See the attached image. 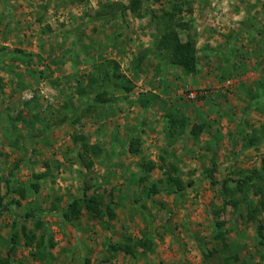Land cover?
Masks as SVG:
<instances>
[{
  "label": "rangeland",
  "instance_id": "rangeland-1",
  "mask_svg": "<svg viewBox=\"0 0 264 264\" xmlns=\"http://www.w3.org/2000/svg\"><path fill=\"white\" fill-rule=\"evenodd\" d=\"M119 1L130 0H0V198L20 201L0 208V257L11 251L13 264H218L225 257L264 264L256 232L264 211L252 220L244 203L225 204L221 185L254 169L264 182V0L143 1L142 13L183 6L198 49L194 75L152 53L151 15L118 6L116 15L100 14ZM108 59L134 88L89 109L79 90ZM168 110L187 118L171 146ZM195 123L206 126L198 138ZM76 134L104 150L91 170L80 163ZM135 138L139 154L129 151ZM174 161L185 183H195L176 193L161 181ZM148 162L156 164L151 171ZM46 168L49 176L33 191L30 183ZM8 184H26L27 198L9 193ZM84 193L98 196L100 209L65 220L62 211ZM248 198L255 206L261 197L251 190ZM23 226L45 235L47 247L27 245ZM15 230L21 239L13 244ZM145 236L152 248L138 244Z\"/></svg>",
  "mask_w": 264,
  "mask_h": 264
},
{
  "label": "trees",
  "instance_id": "trees-1",
  "mask_svg": "<svg viewBox=\"0 0 264 264\" xmlns=\"http://www.w3.org/2000/svg\"><path fill=\"white\" fill-rule=\"evenodd\" d=\"M82 2L84 0H75ZM144 0H130L127 4L124 2H112L106 5V9L100 11L101 15L106 13H111L116 15L117 6L118 11L125 13L130 11L132 13L140 15V17L151 15L152 24L155 25L156 31L154 34L152 53L154 55L163 58L168 56V62L171 65L178 66L181 68L182 72L185 75H194L198 70V49L196 47V38L192 35L189 30L192 28V23L189 21H184L182 14L184 13V8L182 5L174 3L170 5L169 8H162L160 12H154L151 8L147 9V12L142 13V3ZM264 9V3L262 4ZM189 11L192 12L190 8ZM186 33V38L182 37V33ZM146 54H141L139 57L138 66L144 62ZM103 64L97 67V73L92 74L90 82L79 90L83 96L86 97V100L89 98V109L94 107L97 104H103L113 101V96L111 94L114 91L121 90L123 92H129L134 88L133 82L128 79L124 74L120 72V65L116 59H108ZM264 89V88H263ZM149 98H141L140 102L142 106H149ZM167 118V143L169 146L174 144L179 136L183 135L184 127L187 124L186 116L177 113L173 110L166 111ZM206 126L204 123H195L191 127V135L195 138H198L202 132L205 130ZM73 141L75 143H80L81 150L79 151L78 157L80 163L87 170H91L94 167V160L97 157H100L103 154V148L98 143L89 142L88 138L83 134H76L73 136ZM141 147V141L138 138L132 139L129 142V151L132 154H139ZM48 166V164L46 165ZM148 171L153 170L156 167L155 162H148L143 164ZM264 169V168H263ZM165 180H161L165 185L170 187V192H179L184 191L188 186H193L195 183L193 180L185 183L181 176V168L177 162H171L170 168L166 170ZM212 173V171H211ZM50 170L46 168L45 171L36 174V180L32 181L29 185V188L33 189L35 192H39L41 188L40 182L37 180L46 178L49 176ZM261 171L254 169L250 172H246L245 175L240 176L238 179H224L221 182L222 192L225 197V204H230L234 207L244 203L248 208L249 218L252 220H258V214L261 210L264 211V182H261ZM212 176V174H210ZM230 182L232 184L230 185ZM9 193H17L21 198H27L28 186L25 184L9 185ZM153 189V188H152ZM253 190L254 194L260 195V200L257 205L254 206L253 201L249 200L248 196L250 191ZM153 191H156L153 189ZM240 194V197L238 195ZM226 198H229L227 200ZM102 200L96 195H89L84 193L83 197L74 198L62 211V216L65 220L79 219L83 213V210H88L90 213L96 212L100 209L102 205ZM18 199L13 198L12 202L9 204L3 205V200L0 198V208L8 209L14 204H19ZM58 202L55 201L52 203V209H58ZM1 213V212H0ZM107 213L111 218H114L116 212L107 207ZM33 216V212H28L25 217ZM37 227H41L42 220L38 219ZM17 224V223H16ZM224 225V222L218 223V227ZM24 236L26 238V244L32 246L36 242V247L42 249L47 247L45 242V235H42L37 238L36 234L33 231L27 229L26 226H23ZM257 236L260 239H264V223L258 225L257 227ZM217 238H225L223 230H219L216 234ZM21 239L18 231L12 234V243H18ZM52 239V238H51ZM129 241L132 240L131 237L128 238ZM138 244H145L148 248H152L151 239L145 236L144 239H139ZM55 246V242L51 241V247ZM127 252L132 251V247L124 246ZM11 251L8 252L6 256L0 257V264H13L11 259ZM218 264H232L229 257H225L224 260Z\"/></svg>",
  "mask_w": 264,
  "mask_h": 264
},
{
  "label": "crops",
  "instance_id": "crops-1",
  "mask_svg": "<svg viewBox=\"0 0 264 264\" xmlns=\"http://www.w3.org/2000/svg\"><path fill=\"white\" fill-rule=\"evenodd\" d=\"M5 10V8H4ZM4 13V12H3ZM5 14V13H4ZM4 44H7V42H4ZM23 47L26 48L27 46L25 44H23Z\"/></svg>",
  "mask_w": 264,
  "mask_h": 264
}]
</instances>
